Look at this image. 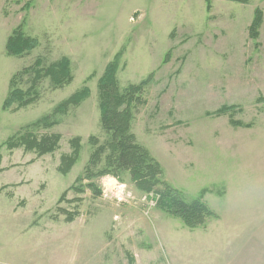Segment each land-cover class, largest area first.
Returning <instances> with one entry per match:
<instances>
[{
	"label": "rangeland",
	"instance_id": "rangeland-1",
	"mask_svg": "<svg viewBox=\"0 0 264 264\" xmlns=\"http://www.w3.org/2000/svg\"><path fill=\"white\" fill-rule=\"evenodd\" d=\"M19 27L38 47L9 56ZM116 57L118 90L143 85L129 132L175 196L212 214L197 212L195 229L129 173L85 176L110 138L100 82ZM62 58L70 84L44 80L35 103L6 108L15 75ZM47 117L53 127L32 128ZM30 131L60 136L58 150L14 148ZM75 138L80 157L64 174ZM0 170V264H264V0H0Z\"/></svg>",
	"mask_w": 264,
	"mask_h": 264
},
{
	"label": "trees",
	"instance_id": "trees-1",
	"mask_svg": "<svg viewBox=\"0 0 264 264\" xmlns=\"http://www.w3.org/2000/svg\"><path fill=\"white\" fill-rule=\"evenodd\" d=\"M261 24L262 13L257 11L255 21L251 27L253 39L259 37L257 30ZM37 47L38 42L25 37L22 27H19L8 39L6 49L9 56L22 57ZM119 63V57H116L100 82L101 125L110 138L106 144L95 149L85 170V176L88 177V180H91L104 175L129 173L133 182L142 192L147 193L156 190L154 193L160 196L159 207H164L169 214L180 217L186 228L195 229L197 226L202 225V223L196 222L197 212L205 216H211L212 214L201 202H196L189 207L185 205L181 198L175 196V192L170 189L169 185L162 181L163 173L160 168L158 169V166L149 158L148 153L137 145L135 136L129 132V124L135 98L138 93L142 92L143 85L119 91L116 82ZM70 66L67 58H62L50 66L45 65L42 59H38L32 67L24 69L12 78L10 91L5 101L6 108L16 106V109L19 110L35 103L40 97L37 88L44 80H49L52 87L57 89L70 84L73 80ZM26 78L29 79L30 86L24 90L21 86ZM88 94L87 90H83L73 95L56 108L54 115L65 114L69 109L77 107L83 100L87 99ZM223 110L219 114H223ZM48 120V117L39 120L32 128H40L45 124L47 128L53 127L55 123L48 122ZM60 140L61 137L58 135L37 137L30 131L25 136L14 140L17 144H14L13 147H19L23 144L28 150L36 149L40 156H44L55 153L59 148ZM80 142L79 138L70 141L72 153L63 157L62 173H67L79 159ZM103 159L106 161V166L103 170H98ZM2 171L0 170V173ZM82 180L81 178L78 181ZM88 187L94 188V185L90 184Z\"/></svg>",
	"mask_w": 264,
	"mask_h": 264
},
{
	"label": "crops",
	"instance_id": "crops-1",
	"mask_svg": "<svg viewBox=\"0 0 264 264\" xmlns=\"http://www.w3.org/2000/svg\"><path fill=\"white\" fill-rule=\"evenodd\" d=\"M251 263H253V262L251 261Z\"/></svg>",
	"mask_w": 264,
	"mask_h": 264
}]
</instances>
